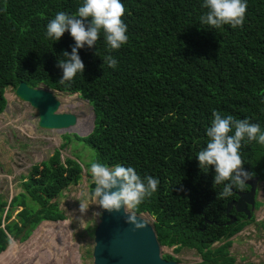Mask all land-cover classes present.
Returning a JSON list of instances; mask_svg holds the SVG:
<instances>
[{
  "label": "trees",
  "instance_id": "trees-1",
  "mask_svg": "<svg viewBox=\"0 0 264 264\" xmlns=\"http://www.w3.org/2000/svg\"><path fill=\"white\" fill-rule=\"evenodd\" d=\"M121 3L127 43L110 49L101 31L95 47L79 50L83 74L61 84L62 69L56 65L75 41L69 32L59 41L48 38L46 26L58 12L75 14L83 0H0V114L6 108L5 89L20 83L78 94L92 108L93 129L84 138L63 136L62 147L73 140L95 151L91 163L120 164L142 178H157V191L131 211L154 218L159 244L178 246L176 253L195 250L202 258L197 264H235L228 239L255 218L232 209L236 221L227 225L226 209L250 188L233 187L231 196L219 197L229 182L213 186L214 167L200 168L197 155L207 145L213 110L247 118L264 133V0H247L243 26L235 29L202 23L203 0ZM107 56L117 60L115 68L108 67ZM241 143L244 168L259 185L264 182V145L246 138ZM81 171L74 159L62 163L58 150L31 167L22 184L25 194L9 204L0 200V253L10 239L28 240L40 222L65 219L53 200L78 184ZM27 198L36 207L27 205ZM16 208L22 209L13 223ZM255 228L264 232V221ZM214 243L219 245L212 248Z\"/></svg>",
  "mask_w": 264,
  "mask_h": 264
},
{
  "label": "rangeland",
  "instance_id": "rangeland-1",
  "mask_svg": "<svg viewBox=\"0 0 264 264\" xmlns=\"http://www.w3.org/2000/svg\"><path fill=\"white\" fill-rule=\"evenodd\" d=\"M5 95L7 105L0 114L1 201L9 203L13 197L25 194L22 184L31 167L48 161L56 150L60 152L62 163L66 159H74L82 171L78 184L68 187L57 200H53L57 202L58 210L64 213V221L42 222L27 241L11 239L1 255L14 246L21 257L17 264H92L93 233L99 218L95 213L99 210L97 201L90 196L89 186L95 183L86 165L91 164L96 153L73 140L62 147L63 136L84 138L92 132L94 114L91 106L79 95L58 92L54 95L61 103L58 112L74 116L76 124L66 132L42 130L37 125L36 111L29 104L22 103L12 88H6ZM26 202L31 208L36 207L30 199L27 198ZM256 202L260 207L254 212L255 222L261 223L264 220V182L257 187ZM81 204L87 208L83 212ZM21 209H15L10 222L18 221L16 215ZM142 218L154 224L153 218L147 215ZM231 240L233 244L228 252L235 264H264V235L257 231L254 223ZM166 256L176 258L180 264L202 262L201 256L193 249L183 248L175 253L174 248L163 247L161 257ZM26 258L30 259L29 262H24Z\"/></svg>",
  "mask_w": 264,
  "mask_h": 264
},
{
  "label": "clouds",
  "instance_id": "clouds-1",
  "mask_svg": "<svg viewBox=\"0 0 264 264\" xmlns=\"http://www.w3.org/2000/svg\"><path fill=\"white\" fill-rule=\"evenodd\" d=\"M202 7L207 9V12L201 17L202 23L214 28L230 25L235 29L243 26L248 5L247 0H203ZM125 11V6L121 3V0H83V4L78 7L75 14L61 11L48 22L46 26L48 38H54L56 41H59L65 32H69L75 41V45L71 48V53L66 50L63 51L62 55L65 59L58 60L56 65L62 69V76L59 79L61 84L71 81L78 72L83 74L85 65L81 60L79 50L85 46L88 48L95 47L97 40L100 38L101 31H103L110 49H119L123 44L127 43V25L122 20ZM105 62L110 68H115L118 63L112 56H107ZM212 116L211 126L206 129V135L209 138L207 145L198 153L197 159L200 168H204L205 166L214 167L213 186L222 184L225 181L229 182L225 184L223 191L218 194L219 197H229L232 195L233 187L243 189L246 182L254 178L253 172L244 168V162L240 154L241 142L246 138L247 141H257L264 145V133H261L259 124L251 123L247 118L234 119L231 115L222 116L216 110H213ZM233 129L234 134L229 135V133L233 132ZM90 172L96 185L92 197L98 201V205L109 213L113 211L118 212L123 208L126 213L125 223L133 225V231L145 228L146 224L142 220H138L136 214L131 209H135L145 198L151 197L157 191L160 181L151 175L142 178L133 167H125L120 164L108 167L99 162H92ZM113 189L115 190L113 191ZM255 203H257L256 194ZM255 203L253 210L252 206L246 205V210L253 215L256 209L260 207H255ZM249 207L250 209H248ZM86 209L81 204L80 210L83 212ZM232 209L236 211L233 207L227 213L226 209L227 225H231L236 221L235 216L230 215ZM236 213L246 216L244 212L236 211ZM102 214V212L95 213L97 216H102ZM143 215L151 217L147 213L140 214V217L142 218ZM230 220H234V222L229 224ZM259 223L255 222L254 227ZM152 226L154 228V224ZM258 232L263 231L259 230ZM231 239L229 238L228 242H232ZM215 244L217 243H214L212 248H215L213 247ZM169 248H174L175 251L178 246H171ZM162 259L166 260L164 257ZM174 259L176 260V258ZM174 262L179 263L178 261Z\"/></svg>",
  "mask_w": 264,
  "mask_h": 264
},
{
  "label": "water",
  "instance_id": "water-1",
  "mask_svg": "<svg viewBox=\"0 0 264 264\" xmlns=\"http://www.w3.org/2000/svg\"><path fill=\"white\" fill-rule=\"evenodd\" d=\"M56 93L58 92L42 85L29 88L25 83H20L14 89L15 96L36 111L39 129L66 132L75 126L76 118L58 112L61 103L54 96ZM246 185L250 188L249 192L238 194V200L228 205L227 213L234 207L237 212H244L248 218L250 217L246 205L252 206L253 210L257 179L247 181ZM95 187L93 183L89 186L91 197ZM98 210L103 214L99 216L93 233L92 264H179L162 259V247L159 245L155 230L140 215L136 216L146 224V227L133 231V225L125 223L126 213L123 208L118 212L109 213L98 205ZM233 222L234 220H230L229 224Z\"/></svg>",
  "mask_w": 264,
  "mask_h": 264
},
{
  "label": "bare ground",
  "instance_id": "bare-ground-1",
  "mask_svg": "<svg viewBox=\"0 0 264 264\" xmlns=\"http://www.w3.org/2000/svg\"><path fill=\"white\" fill-rule=\"evenodd\" d=\"M6 97V95H5ZM9 101V100H8ZM19 251V250H18ZM19 254L16 252V248L13 250L12 255H4L0 259V264H17L19 262ZM21 258V257H20Z\"/></svg>",
  "mask_w": 264,
  "mask_h": 264
},
{
  "label": "flooded vegetation",
  "instance_id": "flooded-vegetation-1",
  "mask_svg": "<svg viewBox=\"0 0 264 264\" xmlns=\"http://www.w3.org/2000/svg\"><path fill=\"white\" fill-rule=\"evenodd\" d=\"M12 248V250H11V252L10 253H7V254H5V255H12V253H13V250L16 248V247H11ZM30 260V259H29Z\"/></svg>",
  "mask_w": 264,
  "mask_h": 264
}]
</instances>
